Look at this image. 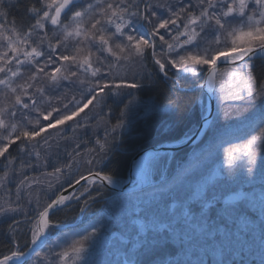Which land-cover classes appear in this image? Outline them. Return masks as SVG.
Listing matches in <instances>:
<instances>
[{
    "label": "snow or ice",
    "instance_id": "6c2138e0",
    "mask_svg": "<svg viewBox=\"0 0 264 264\" xmlns=\"http://www.w3.org/2000/svg\"><path fill=\"white\" fill-rule=\"evenodd\" d=\"M13 7L0 0V223L11 221L0 264H145L157 252L150 264H249L253 253L264 264V110L223 112L264 105V0H29L19 23L8 19ZM148 63L207 86L217 114L185 134L194 145L187 167L173 172L162 145L142 148L118 180L97 166L127 126L138 99L126 90L150 78ZM109 101L123 103L117 123L104 120L103 140L83 148L79 133L111 113ZM160 108L179 112V99L149 106ZM233 118L249 132L224 140ZM76 186L83 191H69ZM104 190L112 196L99 218L52 220L87 194L84 213Z\"/></svg>",
    "mask_w": 264,
    "mask_h": 264
},
{
    "label": "trees",
    "instance_id": "16d2710c",
    "mask_svg": "<svg viewBox=\"0 0 264 264\" xmlns=\"http://www.w3.org/2000/svg\"><path fill=\"white\" fill-rule=\"evenodd\" d=\"M29 0H18L16 3H14V7L10 10V15L8 16L9 21L16 19L19 23L21 18L24 19V21H27V16L25 14V4L28 3ZM150 70V73L148 71H145L149 77V79H145V83L143 84V87L140 89H136L138 96H141L142 98H153L156 101L159 102V104L163 105L168 103L170 98H178L180 103V111L178 112V118L176 120H173V118H170L167 116L164 117L163 111H156L151 112L148 114H144L143 117L135 119L132 126H130L129 132L121 139L120 146H124L126 149V153H120L116 152L113 154L108 161L107 165L103 168V171L111 172L113 173L116 178H123L125 176L126 170L128 168V163L130 162L131 158L135 154V150H139L143 143H145L146 146H150L152 144L158 143L160 141H176L182 138L183 134L187 131L189 125H192V122H197L199 115L195 117L193 116H187L186 113L189 109V105L192 98V92H185L182 91L179 86L175 83L173 80H165L162 78L161 74L156 72V70L152 68H148ZM264 70V65L257 64V72ZM146 75V74H145ZM171 78H175L176 75H173L170 73ZM183 87V86H182ZM195 113L196 110L194 109ZM117 112V111H115ZM118 113V112H117ZM191 115H193L191 113ZM194 118V119H193ZM167 119V120H166ZM200 119V118H199ZM178 124H177V122ZM174 123V126L172 128V131L169 135H160L161 129L166 125L167 123ZM143 132H148L146 138H143ZM136 146H134L135 144ZM134 144V145H133ZM113 146V145H112ZM131 146L137 147L133 148ZM135 149V150H132ZM136 150V151H137ZM180 154V153H179ZM181 155H185L182 153ZM181 157L180 155H176V157ZM181 159V158H180ZM67 187V184L66 186ZM82 190H79L78 192H81ZM91 194L93 196L97 195L96 190L90 189ZM87 195V194H86ZM108 195V191L104 190L102 196L97 197L96 201L106 197ZM86 197L82 198L81 201L78 203L76 202L73 205H69L64 208V210L57 211L53 214L52 220L54 222L62 223V224H70L75 221L76 215L79 214L80 207L83 204V200L86 199ZM96 206V205H95ZM100 206V205H98ZM96 206L97 208H99ZM95 208V207H93ZM7 222L0 223V251H4L7 248L8 245V234L7 231L4 230ZM30 239V233L27 235H21L20 240L23 244L25 240Z\"/></svg>",
    "mask_w": 264,
    "mask_h": 264
},
{
    "label": "rangeland",
    "instance_id": "374dc122",
    "mask_svg": "<svg viewBox=\"0 0 264 264\" xmlns=\"http://www.w3.org/2000/svg\"><path fill=\"white\" fill-rule=\"evenodd\" d=\"M17 1L18 0H7V2H10L12 4L16 3ZM148 68H152V69L156 70V72H158V69L155 68V66L152 65L151 63H148L147 67L145 68V71H148L150 73V70ZM145 71L142 73V75L144 77L148 76L147 73H145ZM171 73L172 74L175 73V70H171ZM180 74H173V75H176L175 76L176 82L179 81V83L175 82L179 86V88L182 91H185V92L186 91L187 92L188 91L192 92L191 93L192 94V98H193V96H196V94H197V100H194V101H192V103H190L189 109H188L186 115L189 116V117L190 116L195 117L196 114H197V116L199 115V118H201L203 112L205 111V107H206L205 95L201 91V89H199L196 86V84H194L192 82V78H189L188 80H185L184 74H182V73H180ZM129 77L131 78V73H129ZM145 81L146 80H144L142 82L141 87H143V84L145 83ZM202 82L203 81H200V82H197V83H202ZM216 87L218 89L220 86L217 85ZM224 87H225V89H228L227 83H225ZM135 90L136 89L126 90V91H131V92H133L136 95V97L138 99V103L128 114L126 128H124L123 130H118L117 133L114 134V136H110L108 138V143H109L110 146L113 145L114 147H116V145H120L121 144V139L129 132V130H130L129 128H130V126H132L134 120L142 117L144 114H148V113L156 112V111H163L165 113L166 112L169 113V116L171 118H173L172 121L176 120L178 118V116H177L178 112L173 113V112L167 111V110H165L163 108H160L158 110H150L149 106L151 105V103L153 101L157 102L158 104H159V102L156 101L153 98H144V97L142 98L141 96L137 95V92ZM214 99H215V113H214V116H215L217 114V100H216V96L215 95H214ZM113 105H116V104H113L112 102L109 103L110 107H112ZM146 109H148V110H146ZM194 109H197L196 110L197 113H195ZM261 110H264V105H261V104H259V102H257L256 108L254 110L253 109H246L245 107H240L239 109H236V108H234L232 106H229V107H225L223 109V112L231 113V114H233V117H235L236 115H239L240 113H243L245 116H248V115L252 114L253 112L258 114ZM96 111H98V108L93 110V112L90 113V115H93ZM191 113L193 115H191ZM110 116H114V115H112L111 113H108V108L106 107L105 108V113L103 114V120H99L96 123H93L91 125V127L89 128L87 134H85L83 132V130H81V132L79 133L80 140L81 141H87V143L83 144V148H85V149L86 148H92L95 145V140H96L97 137H99V138H101V140H103V138H104V126H103L104 120H109L110 121L111 120ZM199 118H198L197 122H192V125H189V127H188L187 131L185 132V134L190 135V134H192L193 132L196 131V129L198 128V124L200 123V119ZM113 120L114 121H110L109 127L111 125H115L117 123V118H115ZM219 123L221 125H223L224 121H223L222 118L219 121ZM229 123L232 125L233 132L230 135H225L223 137L224 140H230V139H234V137L248 134L249 129L246 126V122H243L242 120H236V119L233 118L232 120L229 121ZM98 125H99V127H98ZM185 134H183L182 138H184ZM53 135H55V131L54 130H53ZM11 150L13 151V154H15V148H13ZM61 151H63V149H61ZM192 151H193V149H191L188 152L186 151L185 155H181V157H178V158H175V159L172 158L171 161H170L171 170L173 172H175V171H177L179 169V167L181 165H184L185 167H187L188 164H190V162H191ZM112 152L113 151L109 152L108 158L110 157ZM180 158H181L182 162H180L181 161ZM105 161H104V163H105ZM104 163L98 165L97 167L101 168L104 165ZM222 165H223V157L221 156L219 159H217V160L212 162L211 171L213 173L216 172L219 168L222 167ZM86 170H87V166L86 165L81 166L79 168V171L76 173V178H78V176L80 174L86 173ZM69 179H72V177H69ZM65 186H66V184H65ZM95 190L96 189H94V191ZM108 194H110V193L108 192ZM72 202H76V201H72ZM105 211H106V208L104 209V212ZM4 222H7V224L4 225L5 226L4 230L7 231V225L11 221L10 220H6ZM56 239H57V236H55L54 238H51V240L48 243H51L52 240H56ZM70 243H71V240L68 241V244H70ZM62 246L66 247L67 245L65 244V245H62ZM56 250L59 251L60 249L57 248ZM40 251L42 252V254H45V253H47L48 248L45 247L43 249H40ZM101 251H102V249H101ZM166 252H167L168 255H175L176 254V247L174 245H169V247L167 248ZM152 255H153L152 257H147L149 262L159 258L161 256V253L157 252V253H154ZM246 258L249 260V264H258V258L255 256L254 253L249 255V256H247Z\"/></svg>",
    "mask_w": 264,
    "mask_h": 264
},
{
    "label": "water",
    "instance_id": "95a60500",
    "mask_svg": "<svg viewBox=\"0 0 264 264\" xmlns=\"http://www.w3.org/2000/svg\"><path fill=\"white\" fill-rule=\"evenodd\" d=\"M203 93L205 94V97H206V110H205L204 116L202 117L200 123L198 124V128L204 125V119L203 118L204 117H207V118L210 119L211 116L214 115V110H215V99H214V95H212L211 93H209L207 86H205V88L203 90ZM195 133H196V131H195ZM161 145L163 146L162 147V150L163 151H166L167 153L168 152L172 153V152H176V151H180V150H183L185 148H188L189 146H192L193 144L189 143L186 140L184 142H181V143H178V144H175V145L158 144V145H155V146L146 148V149L149 150V151H151V150H153V148L159 147ZM139 154L142 155L143 153L140 151ZM134 158L135 159H139V155L138 154L135 155ZM132 164H133V159L131 161V165ZM82 184H83V182H82ZM80 187L81 186H76L74 189H69V191H75V190H77ZM37 250L39 251V249H37Z\"/></svg>",
    "mask_w": 264,
    "mask_h": 264
},
{
    "label": "bare ground",
    "instance_id": "6f19581e",
    "mask_svg": "<svg viewBox=\"0 0 264 264\" xmlns=\"http://www.w3.org/2000/svg\"><path fill=\"white\" fill-rule=\"evenodd\" d=\"M206 98V97H205ZM194 100H197V94H196V96H193V98H191V101L190 102H192V101H194ZM112 101H109L108 103H111ZM124 102L126 103L127 102V98H125L124 99ZM112 111H111V114L112 115H114V116H110V121H114L113 119H115V118H118L119 117V115H120V108H123V103H121V104H119V106H117V105H113L112 107ZM195 110H197V109H195ZM115 111H117V112H115ZM214 113H215V110H214ZM214 116V115H213ZM115 117V118H114ZM167 120V119H166ZM177 122V121H176ZM177 124H178V122H177ZM163 129V128H162ZM147 134H148V132H143V138H146V137H148L147 136ZM134 144H135V142H134ZM133 144V145H134ZM118 146V147H117ZM134 146H136V144L134 145ZM134 146H131V147H133V148H137V147H134ZM142 147H141V149L142 148H144V149H146L147 147H149V146H146L145 145V143H143L142 145H141ZM151 146V145H150ZM112 147V153H111V155H110V157L105 161V163H104V165L100 168V169H102L103 170V168L107 165V163H108V161L110 160V158H111V156L113 155V154H115L116 152H120V153H126L125 151V147L124 146H120V145H116V147H114V146H111ZM132 150H135V149H132ZM135 152H136V150H135ZM176 158H178V157H176ZM181 160V159H180ZM179 160V161H180ZM180 162H182V160L180 161ZM179 162V163H180ZM129 165L131 164V161L128 163Z\"/></svg>",
    "mask_w": 264,
    "mask_h": 264
},
{
    "label": "flooded vegetation",
    "instance_id": "af4514ba",
    "mask_svg": "<svg viewBox=\"0 0 264 264\" xmlns=\"http://www.w3.org/2000/svg\"><path fill=\"white\" fill-rule=\"evenodd\" d=\"M109 196H112V193L109 195ZM97 203V202H96ZM96 203H92V204H96ZM90 206H91V203H90ZM90 206H89V208H90ZM66 209V208H65ZM64 210V209H63ZM104 214V210H99V209H96V211L95 210H90V209H88V210H86L84 213H81V211H79V214L78 215H76V218H75V220L76 221H81L82 219H84V216L86 215V217H88L87 218V220L92 216V215H95V217L96 218H99L101 215H103ZM57 236V234L56 233H53L52 234V236Z\"/></svg>",
    "mask_w": 264,
    "mask_h": 264
}]
</instances>
